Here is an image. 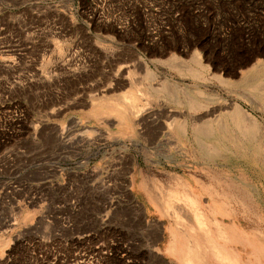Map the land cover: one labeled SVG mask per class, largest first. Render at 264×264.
Listing matches in <instances>:
<instances>
[{
	"label": "rangeland",
	"instance_id": "obj_1",
	"mask_svg": "<svg viewBox=\"0 0 264 264\" xmlns=\"http://www.w3.org/2000/svg\"><path fill=\"white\" fill-rule=\"evenodd\" d=\"M246 10L264 0H0V264H264V59H235L264 13ZM139 59L177 98L206 93L212 120L191 140L148 117L143 133L117 123L110 99L150 84ZM154 85L152 102L180 113ZM226 99L252 111L256 134L239 132ZM213 118L227 136L202 132ZM165 193L185 207L179 220Z\"/></svg>",
	"mask_w": 264,
	"mask_h": 264
},
{
	"label": "bare ground",
	"instance_id": "obj_2",
	"mask_svg": "<svg viewBox=\"0 0 264 264\" xmlns=\"http://www.w3.org/2000/svg\"><path fill=\"white\" fill-rule=\"evenodd\" d=\"M139 58V56H138ZM160 63H163V60H157ZM139 63H136V65L139 64V66H142V70H143V74L145 76L146 79L150 80V84L148 85V87H146L147 85H145V87L142 86H135L134 89L130 88L128 90H126L125 92L121 93L120 96H114V98L112 97V99H110V106L114 109L115 111V116H116V121L119 125L126 127L128 130L130 131H136L137 133H143V130H140L141 128L144 127V124L147 121V118L151 121V123H153V126L155 129H159L160 133H169L168 131H175V134L172 135L174 137L175 142L177 143V145H179V138L180 136H184L185 139L187 140H191V138L193 137V135L195 136L194 133H196L197 129L199 127H201V125H205L210 119L209 116L213 113V109L209 108L207 102V96L206 93L201 90V89H197L195 90V93L204 98L201 102L199 100H196L194 97H192L193 95H188L187 93L185 94V99H179L176 97L177 93L180 92V90H183V88H180L179 84L169 81L167 78L165 77H161L159 75V73L154 70L152 67H150L145 61L139 59L138 60ZM148 62V61H147ZM258 64V63H257ZM140 66V67H141ZM139 67V68H140ZM256 68V67H255ZM200 69V68H199ZM252 68H250L248 71L250 72ZM125 71V70H123ZM127 71V70H126ZM181 75H185L190 74L193 78H200L202 79V76L200 75V71L199 70H192V69H187L186 71H182L181 69L178 70ZM122 74V73H120ZM186 74V75H187ZM123 76V75H122ZM128 77V76H127ZM130 78V77H129ZM143 78V77H142ZM122 80V79H121ZM128 80V79H127ZM133 80V78H132ZM132 80L130 82H132ZM138 80V79H137ZM120 81V80H119ZM123 81V80H122ZM134 81V80H133ZM159 82L161 87L166 88L168 91H171L174 93V98L171 99L173 102V106L175 107H181L183 109H181V112L179 113V110L177 112H173V108H165L163 106V103L161 101L158 102H152V98H151V93L150 91L153 90L154 88H156V86L154 85L155 82ZM115 82V81H114ZM113 82V83H114ZM138 82V81H136ZM112 83V85H114ZM116 83V82H115ZM124 83V82H123ZM122 83V84H123ZM129 83V82H128ZM135 84V82H133ZM132 83V85H133ZM140 83V82H138ZM118 84V83H116ZM121 84V83H120ZM158 84V83H157ZM119 85V84H118ZM126 85V84H125ZM143 85V84H142ZM187 85V84H186ZM124 86V85H123ZM129 86V85H128ZM117 87V85H116ZM121 87V86H119ZM112 88V87H111ZM110 88V89H111ZM188 88V87H187ZM256 88H260V87H256ZM112 91V90H111ZM154 91V90H153ZM161 91V90H160ZM152 92V91H151ZM155 92V91H154ZM162 92V91H161ZM160 92V93H161ZM257 92V91H256ZM166 93V92H165ZM190 93V92H188ZM182 94V93H181ZM114 95V94H113ZM179 95V94H178ZM168 96V95H167ZM103 97V95H102ZM105 97V96H104ZM108 97H111L108 96ZM157 97V96H155ZM184 97V96H183ZM170 98V97H169ZM213 98V97H211ZM168 99V98H167ZM157 100V99H156ZM164 100V99H163ZM169 101V100H168ZM167 101V102H168ZM205 101V102H204ZM95 102V101H93ZM102 102V101H101ZM99 102V103H101ZM165 102V100H164ZM212 102V101H211ZM172 104V103H171ZM166 106V105H165ZM171 106V105H170ZM222 106L228 108V111H226V116H229L233 123L235 125H237V127L239 128V132H242L243 134H256L259 131V124L258 121L256 120L255 116L251 113L252 111H249L247 109H245L239 102L234 101V100H225V102H223ZM101 107V106H100ZM99 109V108H98ZM148 109L152 110L154 109L152 112H150L149 114L146 115V113L148 112ZM179 109V108H178ZM105 111V110H103ZM106 112V111H105ZM129 112H131L132 116L129 115ZM109 114V113H108ZM107 114V115H108ZM178 116H177V115ZM224 114V113H223ZM133 117V118H132ZM179 117V118H178ZM223 117V116H222ZM221 118H213L214 120V124H216L217 130H214L212 126H210L207 129L202 130V132L205 135H213V133L216 131H218L217 133H219V135L221 137L223 136H227V130L224 129V125L220 120ZM227 119V118H226ZM212 120V119H211ZM229 120V119H228ZM227 120V121H228ZM106 122V121H105ZM211 122V121H210ZM231 122V121H230ZM226 125V124H225ZM135 126V127H134ZM188 127H190V129H188ZM231 127V126H230ZM162 128H164V130H162ZM233 128V127H232ZM92 129V128H90ZM189 130H191V134L189 133ZM214 130V131H213ZM234 130V129H233ZM88 129L83 130L81 133L87 132ZM101 131V130H100ZM61 132V131H60ZM63 132V131H62ZM104 132V131H103ZM213 132V133H212ZM230 132V130H229ZM234 133V132H233ZM237 133V132H236ZM62 134V133H61ZM145 134V133H144ZM158 134V133H157ZM156 134V135H157ZM238 134V133H237ZM143 135V134H142ZM155 135V133H154ZM153 135V136H154ZM203 135V134H202ZM218 135V134H217ZM239 135V134H238ZM163 136V135H161ZM199 136V134H198ZM214 136V135H213ZM250 136V135H249ZM205 137V136H203ZM256 137V136H255ZM248 138V137H245ZM254 138V137H253ZM64 139V137H63ZM198 139V138H197ZM196 139V141H197ZM204 139V138H202ZM222 140H224L223 138H220ZM249 139V138H248ZM252 139V137L250 138ZM211 140V137H210ZM235 140V139H234ZM212 141V140H211ZM215 141V139H214ZM217 141V140H216ZM226 141V140H225ZM230 141V140H229ZM252 142L254 140H251ZM171 142V141H169ZM219 142V141H217ZM228 142V141H227ZM236 142V141H235ZM246 142V141H245ZM223 143V142H222ZM244 143V142H243ZM194 144V143H193ZM200 144V143H199ZM216 144V143H215ZM246 144V143H244ZM198 145V144H197ZM229 145V144H228ZM227 145V146H228ZM206 146V145H204ZM203 146V147H204ZM212 146V145H211ZM218 146V145H217ZM221 146V145H220ZM231 146V144H230ZM199 147V146H197ZM201 147V146H200ZM222 147V146H221ZM243 147V146H242ZM208 148V147H207ZM210 148V147H209ZM225 148H227L225 146ZM250 149V148H249ZM199 150V148H198ZM202 150V149H201ZM213 151H215V149H212ZM230 150V149H229ZM236 150V149H235ZM240 150V149H237ZM247 150V149H246ZM208 151V149H207ZM249 151V150H248ZM210 152V151H209ZM217 152V151H216ZM239 152V151H238ZM200 153V152H199ZM205 153V152H204ZM203 153V154H204ZM208 153V152H207ZM212 153V152H211ZM208 153V154H211ZM215 153V152H214ZM222 153V152H221ZM230 153V152H229ZM236 153V152H235ZM201 154V153H200ZM220 154V151H219ZM231 154V153H230ZM241 154V152H240ZM207 155V154H206ZM228 155V154H227ZM232 155V154H231ZM244 155V154H243ZM250 155V153H249ZM205 156V155H204ZM229 156V155H228ZM245 156H247V154H245ZM232 157V156H231ZM249 157V156H248ZM247 157V158H248ZM228 158V157H227ZM176 177V181L173 187L174 191L176 193H178V191H180L179 193H181V195L183 196V199H187L190 201V197L188 195L191 196V187L189 185V182L186 180H183L181 177L179 176H175ZM146 186V184H145ZM148 188V187H147ZM179 188V190H178ZM171 190V189H170ZM174 193V192H173ZM192 197V196H191ZM192 199V198H191ZM162 202V200H160ZM177 198L171 195H168V193H165V196L163 197V202L164 205L167 207V211L168 208H171V214L175 219H180V216L178 214L179 210H184L185 213L187 212L183 207V206H179L177 205ZM162 205V204H161ZM195 221L197 224L202 225L203 220L202 217L200 216H195ZM194 244V243H193ZM195 249V245H189L188 247V251H186L183 255H185V259L188 261L192 260L190 258V254H193V251ZM216 254L219 257L222 258H226V254H223L219 251V249L216 250ZM182 255V256H183ZM74 264H76V262H74Z\"/></svg>",
	"mask_w": 264,
	"mask_h": 264
},
{
	"label": "crops",
	"instance_id": "obj_3",
	"mask_svg": "<svg viewBox=\"0 0 264 264\" xmlns=\"http://www.w3.org/2000/svg\"><path fill=\"white\" fill-rule=\"evenodd\" d=\"M237 13H264V10H246ZM246 26L248 27L246 33L241 38L238 37L236 42L235 59L236 63L240 60L242 65H255L260 59H264V33H261L257 40L255 39L252 26L249 23Z\"/></svg>",
	"mask_w": 264,
	"mask_h": 264
}]
</instances>
